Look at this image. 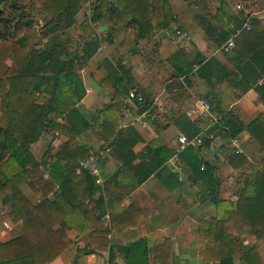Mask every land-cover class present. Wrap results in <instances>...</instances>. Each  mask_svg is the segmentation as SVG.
Masks as SVG:
<instances>
[{"label": "crops", "instance_id": "1", "mask_svg": "<svg viewBox=\"0 0 264 264\" xmlns=\"http://www.w3.org/2000/svg\"><path fill=\"white\" fill-rule=\"evenodd\" d=\"M169 2L174 18L172 23L166 28H158L154 18L152 27L155 29L145 37H137V24L124 23L115 27L103 22L96 27L91 20L89 22L101 38V48L88 65L77 72L86 96L76 107L90 124L77 139L90 150L110 148L100 165L105 175L104 184L93 197L94 202L100 197L104 200L100 229L106 232V249L85 255L84 251L89 248L88 234L80 236L62 221L55 230L68 244V250L52 264H99L105 257L109 258L110 264H220V258L237 254L240 248L245 252L243 257L235 256L236 264H264L263 214L259 215L261 218H254V212H249L245 206L241 212L245 218H237L231 216L230 209L224 208L240 199L245 179L252 175L250 164L264 159L262 147L245 129L235 137L241 141L243 150L236 157L226 148L231 139L212 131L216 125L212 118L219 120L221 114L228 112L249 127L264 114V104L254 89L241 94L228 80L220 82L213 78L210 85L198 74L200 66L212 58L227 72L234 73L244 58H237L233 50L225 51L226 43L222 46L215 44L196 21L197 13L189 7V2ZM81 10L83 8L76 12L73 28H84L79 17ZM245 15L249 20L258 18L264 26V10L252 7ZM214 23L220 30L226 26L233 28L225 17ZM113 28L119 33L112 37ZM104 31L106 36L101 35ZM104 48L106 68L102 66L105 57L101 63L98 57ZM105 79L106 85L102 83ZM131 91L143 96L149 105L145 107V102L141 104L128 99ZM200 99L212 105L211 117L201 113ZM112 106L119 113L118 127L113 136L110 128L106 130L105 141L95 128V121L104 109L112 118ZM50 118L68 126L65 118L57 113H52ZM254 131L264 141V127H256ZM52 132L56 137L49 138L47 143L44 141L46 137L42 136L30 146L38 161L50 148L57 150L68 141L60 132ZM202 134L211 136L216 145L213 151L208 148L200 151L203 160L212 165L215 181L211 180L209 185L197 181L183 161V173L176 172L173 157L164 164L167 171L160 178L157 172L163 167L143 178L149 172L148 164L152 163L151 147L175 150L180 135L195 137ZM114 139L121 147H110ZM213 156L217 157L216 162L210 161ZM120 168L121 175L117 177L121 186L119 195L124 197L128 192L133 193L125 197L122 209L111 218L105 185ZM258 170L263 171L260 167ZM170 172L178 175V183ZM216 186L218 189L214 193L212 190ZM21 190L32 204L41 201L28 186H22ZM50 199L53 198L50 196ZM218 204H221L220 211ZM130 205L135 208L134 213L123 212ZM5 223L10 229L8 240L22 235V223L13 224L11 219Z\"/></svg>", "mask_w": 264, "mask_h": 264}, {"label": "trees", "instance_id": "2", "mask_svg": "<svg viewBox=\"0 0 264 264\" xmlns=\"http://www.w3.org/2000/svg\"><path fill=\"white\" fill-rule=\"evenodd\" d=\"M97 1L91 16L84 22V29L87 28L89 32L82 48L85 62L77 67L76 55L69 58V52L58 40L52 46L34 48L26 37L14 38V33L21 28L23 21L35 15L41 16L48 36L54 37L58 30L73 27L76 12L87 0H29L28 4H22V0H0V199L9 207L8 215L12 223H22L23 226L21 236L0 242V264L55 262L68 250V244L55 230L62 221L78 235L88 234L89 248L84 251L85 255H93L106 249V232L100 229L104 217V200L101 197L98 202L93 200L99 186L87 171L77 173L79 163L94 151L77 139L83 129L90 127L76 107L86 96L85 86L77 72L86 67L101 48V38L89 22L91 20L96 27L103 21L112 23L115 27H121L124 23L137 24L139 38L154 31V18L158 28H166L174 18L169 0ZM199 5L202 6V13L196 15V21L208 36L218 46L234 39L236 44L233 51L237 58L244 59L237 64L236 71L230 73L212 58L200 66L198 74L210 85L213 78L220 82L228 80L241 94L254 89L259 101L264 104V26L261 20H247L243 12L231 10V5L227 2H222L215 13L207 10L203 2ZM221 17L231 22L233 28L226 26L224 30L217 29L214 21L219 22ZM248 21L250 30L244 28ZM31 22L30 20L25 24ZM118 33L113 28L110 34L113 37ZM53 39L55 38H50L52 41ZM118 65L120 66L119 62ZM102 83L106 85V79ZM144 104L147 107L149 101ZM110 110L112 118H109V112L104 109L98 113L95 121V128L105 141L106 130L110 128L113 136L118 127L116 119L119 113L114 106ZM52 113L63 116L68 126L51 119ZM259 126L264 127V114L246 127L232 112H228L220 115L212 131L215 135L221 133L232 139L248 129L258 140L264 153V141L254 131ZM49 127L67 137L68 141L57 150L50 148L42 160L38 161L30 146L37 143ZM208 144L209 140H205L203 147L190 146L180 155L197 181L202 180L205 185L214 180L212 165L200 156L201 149L208 148ZM111 146L115 149L121 147L117 139H114ZM175 151L176 148L170 151L162 146L151 147L149 152L153 155L152 163L148 164L149 172L143 178L163 167L174 156ZM258 167L263 171L260 172ZM121 168L105 185L111 218L122 209L125 197L133 193L128 192L124 197L119 195L121 186L117 177L121 175ZM250 169L252 175L246 177L238 202L224 207L231 210L232 217L235 215L237 218H245L241 215L245 206L249 212H254V218L264 216V159L250 164ZM165 171L167 170L163 167L157 172V176L160 178ZM170 175L178 183V175L173 172ZM24 185L40 198L39 204H32L23 194L21 188ZM217 189L216 186L212 191L215 193ZM52 194L55 196L50 199ZM220 206L218 204V211ZM134 210L133 205H130L123 212L133 214ZM261 214L263 215L259 216ZM238 251L237 254H227L220 258V264H236L235 256L239 254L243 257L245 252L244 248Z\"/></svg>", "mask_w": 264, "mask_h": 264}, {"label": "rangeland", "instance_id": "3", "mask_svg": "<svg viewBox=\"0 0 264 264\" xmlns=\"http://www.w3.org/2000/svg\"><path fill=\"white\" fill-rule=\"evenodd\" d=\"M28 4L29 0H22L23 3ZM186 2H189V7H192L196 11V15L198 13H202V6L200 7L199 3L203 2L206 5V9L210 10V12L214 13L218 8L220 7L222 2H227L229 5H231L234 8L235 12H243L246 13L247 10L251 9L252 7L256 10H264V0H186ZM98 4L97 0H87L86 3H83L81 8V12H79V17L83 22H85L86 18H89L92 14V8L95 7ZM238 6H241V9H238ZM258 6V7H256ZM27 19V21H23L21 24V28L16 31L14 38H21L26 37L28 40V43L32 47L36 48H43L45 46H52L55 40H58L61 42V46H64L66 50L69 52V55L71 58V55H76V58L78 59V66H81L85 62V57L83 56L82 48L83 43L87 39L88 35V29L87 28H70L69 30H66L65 28H62L57 31L58 34H55L54 37L48 36L49 33L48 30L45 29V25L43 24L45 21L42 20L41 16H35ZM196 17V16H195ZM30 24H25V22H30ZM176 20V18H175ZM249 20V19H247ZM105 22V21H103ZM250 26L249 21L247 22ZM246 23V25H247ZM215 24V23H214ZM216 25V24H215ZM11 31H13V28H10ZM98 30V29H97ZM177 31V30H176ZM175 31V32H176ZM46 35V36H45ZM102 36H106V31L101 32ZM50 38H55L50 40ZM99 63L102 62V58L105 57L103 60L104 65L103 67L106 68V48H104L99 53ZM67 59V58H64ZM70 60V59H68ZM52 127H49L46 129L44 134L42 135L44 138V141L47 143L49 138L56 137L55 132H52ZM48 132V133H47ZM36 155L40 157V153L36 151ZM9 207L0 199V241H6L9 239V232L10 229H8V225L5 223H8V219H10L8 215V209ZM9 226L10 223H9ZM2 233H4L2 235Z\"/></svg>", "mask_w": 264, "mask_h": 264}, {"label": "built area", "instance_id": "4", "mask_svg": "<svg viewBox=\"0 0 264 264\" xmlns=\"http://www.w3.org/2000/svg\"><path fill=\"white\" fill-rule=\"evenodd\" d=\"M238 9H241V6H238ZM247 30H250V26L247 24L245 27ZM179 33V32H178ZM235 47V41L234 39L230 40L224 47L225 51H231ZM128 99L136 100L139 103H144L145 99L143 96L138 94L135 91H131L129 93ZM198 105L200 106V109L202 110V114L206 116L211 117L212 113V105L204 100L200 99L198 101ZM212 121L214 124L218 123V119L212 118ZM205 140H209L208 149L213 151L216 149L215 143L212 141V137L208 134H202L195 136L193 138H189L186 135H180L178 137L177 147L175 154L173 156L175 171L183 173V165H182V159L180 155L190 146H194L196 148L203 147L205 144ZM226 148L233 152L235 155H240L243 153L242 147H241V141L239 138H233L230 140V142L227 144ZM110 151L109 147H104L98 150L93 151L90 156L82 160L79 163V167L77 168V173L80 174L82 171H87L95 180L98 186H102L104 184V177L105 175L102 173L100 169V164H102L107 157L108 153ZM217 157L213 156L212 159H210L211 162H216ZM179 180H181V174L179 175ZM54 194L51 195L52 198H54ZM99 264H110L109 258L105 257Z\"/></svg>", "mask_w": 264, "mask_h": 264}]
</instances>
